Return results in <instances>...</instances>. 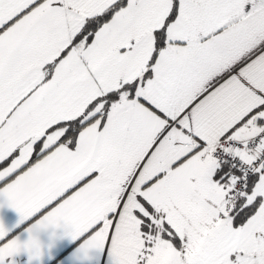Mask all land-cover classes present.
Listing matches in <instances>:
<instances>
[{
    "label": "snow or ice",
    "instance_id": "obj_1",
    "mask_svg": "<svg viewBox=\"0 0 264 264\" xmlns=\"http://www.w3.org/2000/svg\"><path fill=\"white\" fill-rule=\"evenodd\" d=\"M109 264H264V0H0V208Z\"/></svg>",
    "mask_w": 264,
    "mask_h": 264
},
{
    "label": "crops",
    "instance_id": "obj_2",
    "mask_svg": "<svg viewBox=\"0 0 264 264\" xmlns=\"http://www.w3.org/2000/svg\"><path fill=\"white\" fill-rule=\"evenodd\" d=\"M0 220L8 228L11 237L25 240L28 237L26 229L34 221L19 223L20 217L14 210L6 206L0 208ZM42 244L41 255L29 261L27 253L15 257L16 264H109L107 253H92L90 258H84L78 253L79 241H72L64 234L63 229L42 231L39 233Z\"/></svg>",
    "mask_w": 264,
    "mask_h": 264
}]
</instances>
